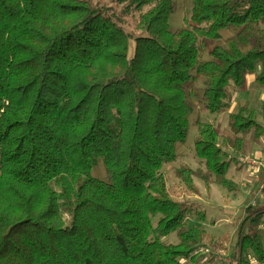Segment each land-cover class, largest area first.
I'll return each mask as SVG.
<instances>
[{
	"label": "trees",
	"instance_id": "16d2710c",
	"mask_svg": "<svg viewBox=\"0 0 264 264\" xmlns=\"http://www.w3.org/2000/svg\"><path fill=\"white\" fill-rule=\"evenodd\" d=\"M176 8L0 0V264H183L213 242L162 169L186 142L193 103L215 114L248 75L264 87V0H191L172 30ZM226 125L197 123L200 165L173 170L189 189L194 177L237 189L228 168L264 138V101L240 105ZM100 160L106 180L90 175ZM261 224L264 202L248 205L236 264H252L248 253L264 264Z\"/></svg>",
	"mask_w": 264,
	"mask_h": 264
},
{
	"label": "rangeland",
	"instance_id": "374dc122",
	"mask_svg": "<svg viewBox=\"0 0 264 264\" xmlns=\"http://www.w3.org/2000/svg\"><path fill=\"white\" fill-rule=\"evenodd\" d=\"M101 2H108L110 0H99ZM177 8L169 17V25L172 30L180 28L183 25V17L191 8V0H176ZM235 33L234 28H224L221 30L223 37ZM202 58H207V55H202ZM253 76L248 75L247 84L241 91L235 92L229 107L219 113L211 114L206 112L202 107L199 99L193 103V112L190 116V127L188 136L184 144H177L176 150L178 153L177 160L167 163L162 172L166 178L167 189L170 195L180 201H185L186 205L191 209L189 215L190 222L196 225H202L212 235L213 242L199 243L191 256L195 255L191 261L186 259L183 264H211L213 258L212 253L221 252L223 258H235L236 254V240L237 232L241 222L245 217V208L255 201L258 206L264 201V190L262 188L263 181L261 176L263 171L259 172L260 180L253 181L250 169L241 166L240 170H235L234 165L231 164L228 168L227 176L231 178L236 184L237 189L227 190L217 184H212L210 189H206L202 181L194 177V189H189L183 182L178 180L173 173L181 163H187L192 168L200 165V161L194 154L192 140L196 134L197 123L199 121L212 122L220 134L228 133L227 130V114L234 112L236 109L244 104L249 103V106L259 110L260 104L264 101V87L256 85L253 82ZM203 86V81L199 80L194 87L196 93H200ZM250 154L251 151L249 152ZM249 174V175H247ZM91 176L107 179L105 168L102 160L90 174ZM85 176L79 178L82 181ZM251 180L246 186H242L245 180ZM247 180V181H248ZM241 181V182H240ZM239 183V184H238ZM203 215V219H201ZM156 218H152L155 223ZM203 220V222H201ZM169 241L176 242L174 234L167 238ZM199 245H208L212 249L211 254L206 259V255L200 252ZM223 251V252H222ZM211 261V262H210Z\"/></svg>",
	"mask_w": 264,
	"mask_h": 264
},
{
	"label": "built area",
	"instance_id": "2783aa9c",
	"mask_svg": "<svg viewBox=\"0 0 264 264\" xmlns=\"http://www.w3.org/2000/svg\"><path fill=\"white\" fill-rule=\"evenodd\" d=\"M238 163L240 165H243L244 167H247L250 169V173H251V177L253 178V181H259L260 180V176H259V172L263 171L264 172V148L259 151L258 154H244L238 157ZM249 175V174H248ZM248 180V179H247ZM245 180L242 183V186H246L251 182V180ZM264 186V184H263ZM262 186V188H263ZM253 204L255 205V201H253ZM260 229L264 230V225L261 224L260 225ZM200 252H203V254L206 255V259L208 260V256L209 254H211L212 249L210 248V246L208 245H199L198 247ZM223 252V251H222ZM221 252L219 253H212V262L211 264H236V260L234 258L230 259V258H222L221 257ZM246 258L252 263V264H259L257 259L251 254L248 253L246 255ZM185 260H182V262L184 263Z\"/></svg>",
	"mask_w": 264,
	"mask_h": 264
},
{
	"label": "crops",
	"instance_id": "0c3cea01",
	"mask_svg": "<svg viewBox=\"0 0 264 264\" xmlns=\"http://www.w3.org/2000/svg\"><path fill=\"white\" fill-rule=\"evenodd\" d=\"M264 148V138L260 141V143L256 146H254L252 149H251V153L252 154H258L259 151H261L262 149ZM248 175V174H247ZM241 182V181H240ZM239 184V183H238ZM264 202V201H263ZM262 202V203H263Z\"/></svg>",
	"mask_w": 264,
	"mask_h": 264
}]
</instances>
